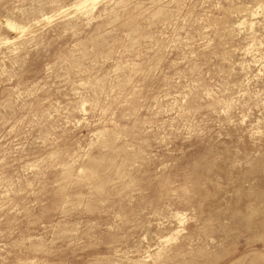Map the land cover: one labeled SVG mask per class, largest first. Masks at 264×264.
<instances>
[{
  "label": "rangeland",
  "instance_id": "374dc122",
  "mask_svg": "<svg viewBox=\"0 0 264 264\" xmlns=\"http://www.w3.org/2000/svg\"><path fill=\"white\" fill-rule=\"evenodd\" d=\"M0 264H264V0H0Z\"/></svg>",
  "mask_w": 264,
  "mask_h": 264
}]
</instances>
